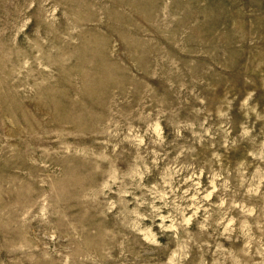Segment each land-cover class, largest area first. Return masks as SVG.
Wrapping results in <instances>:
<instances>
[{
  "label": "rangeland",
  "instance_id": "374dc122",
  "mask_svg": "<svg viewBox=\"0 0 264 264\" xmlns=\"http://www.w3.org/2000/svg\"><path fill=\"white\" fill-rule=\"evenodd\" d=\"M0 264H264V0H0Z\"/></svg>",
  "mask_w": 264,
  "mask_h": 264
}]
</instances>
